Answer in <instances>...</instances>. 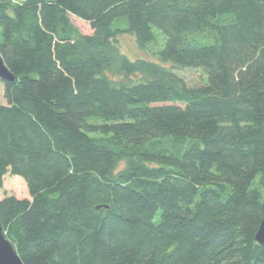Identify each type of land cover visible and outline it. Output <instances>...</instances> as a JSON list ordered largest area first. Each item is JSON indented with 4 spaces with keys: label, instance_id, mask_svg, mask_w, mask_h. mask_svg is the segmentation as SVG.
Instances as JSON below:
<instances>
[{
    "label": "trees",
    "instance_id": "trees-1",
    "mask_svg": "<svg viewBox=\"0 0 264 264\" xmlns=\"http://www.w3.org/2000/svg\"><path fill=\"white\" fill-rule=\"evenodd\" d=\"M0 36L23 264H264V0H0Z\"/></svg>",
    "mask_w": 264,
    "mask_h": 264
},
{
    "label": "rangeland",
    "instance_id": "rangeland-1",
    "mask_svg": "<svg viewBox=\"0 0 264 264\" xmlns=\"http://www.w3.org/2000/svg\"><path fill=\"white\" fill-rule=\"evenodd\" d=\"M73 24L80 30L83 34H90L92 31L89 24L81 21L77 18H72ZM154 33L160 37L158 30H154ZM1 39V36H0ZM161 39V38H160ZM118 43L121 52L126 55L129 59L134 60L136 58H145L149 60H154L148 52L141 51L134 38L131 35L124 34L118 37ZM167 67H171L166 64ZM176 73L184 80L188 87L204 86L207 83L206 75L201 69L188 68L175 70ZM3 84L0 81V104L5 105L6 100L4 98ZM13 195L16 198H26L28 197V192L23 179L19 176L5 175L3 178L2 186L0 188V200L5 196Z\"/></svg>",
    "mask_w": 264,
    "mask_h": 264
},
{
    "label": "water",
    "instance_id": "water-1",
    "mask_svg": "<svg viewBox=\"0 0 264 264\" xmlns=\"http://www.w3.org/2000/svg\"><path fill=\"white\" fill-rule=\"evenodd\" d=\"M0 80L2 82L14 83L15 77L5 66L0 55ZM255 241L264 245V216L255 235ZM0 264H23L11 243L6 239L0 223Z\"/></svg>",
    "mask_w": 264,
    "mask_h": 264
}]
</instances>
